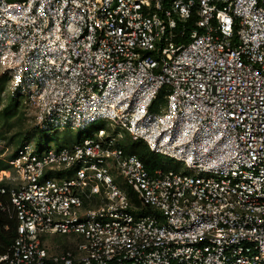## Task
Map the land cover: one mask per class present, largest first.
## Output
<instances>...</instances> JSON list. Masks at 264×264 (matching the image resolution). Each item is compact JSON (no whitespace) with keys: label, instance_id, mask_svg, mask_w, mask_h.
Segmentation results:
<instances>
[{"label":"built area","instance_id":"2783aa9c","mask_svg":"<svg viewBox=\"0 0 264 264\" xmlns=\"http://www.w3.org/2000/svg\"><path fill=\"white\" fill-rule=\"evenodd\" d=\"M0 76L32 115L0 168V264H264V0H0Z\"/></svg>","mask_w":264,"mask_h":264},{"label":"rangeland","instance_id":"374dc122","mask_svg":"<svg viewBox=\"0 0 264 264\" xmlns=\"http://www.w3.org/2000/svg\"><path fill=\"white\" fill-rule=\"evenodd\" d=\"M4 84L6 85V81L3 82V80H0V160L3 161L11 158L15 154L14 151L22 140V137L27 133L29 135L32 127V115L27 109H25L26 98L23 95L15 96L14 98L10 97L5 92ZM164 104L162 94H160L153 102L151 110L160 112V109L164 107ZM99 126H104L106 128L108 127V123L100 121L92 124L88 129L83 131L69 128L63 130L60 129L58 131L54 129H50L46 132L39 131L35 135H30V141L36 145L37 150H40L42 147L43 149L49 147L53 150H57L61 147L71 146L73 143L78 142L83 138H87L90 136V133L95 132ZM111 128L115 129L116 126L112 125ZM119 130L124 134L122 141H129L128 135L124 132V130ZM19 133L20 135L16 136ZM2 135L5 138H3ZM155 160L161 167L174 170H185L181 163L173 159L161 155H155ZM0 166H2V164ZM112 177L114 181L122 187V179L120 176L113 175ZM49 238L53 239L54 244H58L60 248L63 247L62 244L66 239L65 236L57 234H50Z\"/></svg>","mask_w":264,"mask_h":264},{"label":"trees","instance_id":"16d2710c","mask_svg":"<svg viewBox=\"0 0 264 264\" xmlns=\"http://www.w3.org/2000/svg\"><path fill=\"white\" fill-rule=\"evenodd\" d=\"M1 81L3 80V82L6 81L5 77L1 76L0 77ZM5 85V84H4ZM3 88V86H2ZM1 135V134H0ZM20 133L16 136H19ZM28 134H25L22 139H25L27 138ZM3 137V135H2ZM5 138V137H3ZM126 151L128 152H131V153H135L139 156V158L144 162L146 168L149 170V171H153L154 169L158 168V167H161L157 161L155 160V154H153L152 152H150V150L148 149V147L146 146V144L142 143V142H135L133 144H131L129 147L126 148ZM15 153V151H14ZM2 164V166H0V168H4L6 165H5V162L3 160H0V165ZM161 168H164L166 169V167H161ZM136 203V206L139 205L138 201H135ZM0 238H3V239H6L7 238V241L6 242H9L11 237H4L0 231Z\"/></svg>","mask_w":264,"mask_h":264}]
</instances>
